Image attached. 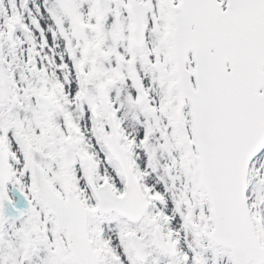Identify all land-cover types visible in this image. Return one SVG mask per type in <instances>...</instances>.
<instances>
[{
  "label": "snow or ice",
  "instance_id": "1",
  "mask_svg": "<svg viewBox=\"0 0 264 264\" xmlns=\"http://www.w3.org/2000/svg\"><path fill=\"white\" fill-rule=\"evenodd\" d=\"M0 264H264V0H0Z\"/></svg>",
  "mask_w": 264,
  "mask_h": 264
}]
</instances>
